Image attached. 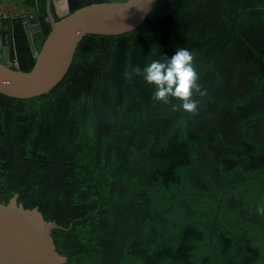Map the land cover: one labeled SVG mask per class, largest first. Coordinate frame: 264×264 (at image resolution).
<instances>
[{
  "label": "trees",
  "instance_id": "obj_1",
  "mask_svg": "<svg viewBox=\"0 0 264 264\" xmlns=\"http://www.w3.org/2000/svg\"><path fill=\"white\" fill-rule=\"evenodd\" d=\"M23 18L0 19V37L8 24L26 71ZM180 48L204 92L194 112L132 71ZM14 194L63 227L65 264H264V0H157L134 30L85 35L47 93H0V202Z\"/></svg>",
  "mask_w": 264,
  "mask_h": 264
},
{
  "label": "water",
  "instance_id": "obj_2",
  "mask_svg": "<svg viewBox=\"0 0 264 264\" xmlns=\"http://www.w3.org/2000/svg\"><path fill=\"white\" fill-rule=\"evenodd\" d=\"M157 0H105L91 2L55 20L51 0H45V13H26L18 19L27 32L35 58L23 71L9 60L8 31L4 24V45L0 58V93L30 98L50 91L66 74L79 41L88 34L118 35L137 28L151 13ZM47 19L49 30L41 31ZM63 228L46 220L37 206L24 207L14 194L0 202V264H65L57 252L52 230Z\"/></svg>",
  "mask_w": 264,
  "mask_h": 264
},
{
  "label": "clouds",
  "instance_id": "obj_3",
  "mask_svg": "<svg viewBox=\"0 0 264 264\" xmlns=\"http://www.w3.org/2000/svg\"><path fill=\"white\" fill-rule=\"evenodd\" d=\"M194 57L188 49H177L171 57L153 59L143 68L135 67L132 71L142 76L145 83L154 86L152 98L155 101L169 103L174 98L180 102V108L194 112L197 102L192 99L194 92L200 91L198 74L193 64ZM175 108V105H173ZM258 211H264L259 209Z\"/></svg>",
  "mask_w": 264,
  "mask_h": 264
},
{
  "label": "rangeland",
  "instance_id": "obj_4",
  "mask_svg": "<svg viewBox=\"0 0 264 264\" xmlns=\"http://www.w3.org/2000/svg\"><path fill=\"white\" fill-rule=\"evenodd\" d=\"M23 4H28L29 9L25 10L23 8ZM57 4L58 7H60L62 10L63 9L62 2L60 1ZM1 5L8 6L9 9L8 8L7 9L9 15L22 16L23 14L32 13L35 11V5L27 2V0H0V6Z\"/></svg>",
  "mask_w": 264,
  "mask_h": 264
},
{
  "label": "crops",
  "instance_id": "obj_5",
  "mask_svg": "<svg viewBox=\"0 0 264 264\" xmlns=\"http://www.w3.org/2000/svg\"><path fill=\"white\" fill-rule=\"evenodd\" d=\"M8 6H4V5H1L0 6V19H5V18H12V17H14L15 15H9L8 14ZM23 14V13H22ZM22 16H25V14H23ZM11 28L9 27V30H10ZM3 45H4V41H3V39L0 37V58L2 57V48H3Z\"/></svg>",
  "mask_w": 264,
  "mask_h": 264
},
{
  "label": "flooded vegetation",
  "instance_id": "obj_6",
  "mask_svg": "<svg viewBox=\"0 0 264 264\" xmlns=\"http://www.w3.org/2000/svg\"><path fill=\"white\" fill-rule=\"evenodd\" d=\"M39 13H41V12H38V10L35 8V11L32 12L31 14H35L37 16ZM40 27H41V31H42L43 34H46L48 32L49 25L47 23V19H45V21L40 23ZM33 52H34V50H33Z\"/></svg>",
  "mask_w": 264,
  "mask_h": 264
},
{
  "label": "built area",
  "instance_id": "obj_7",
  "mask_svg": "<svg viewBox=\"0 0 264 264\" xmlns=\"http://www.w3.org/2000/svg\"><path fill=\"white\" fill-rule=\"evenodd\" d=\"M14 66H17L16 61L11 62Z\"/></svg>",
  "mask_w": 264,
  "mask_h": 264
}]
</instances>
